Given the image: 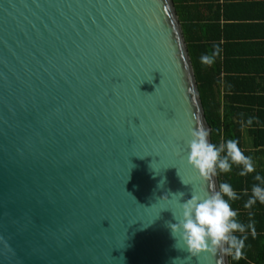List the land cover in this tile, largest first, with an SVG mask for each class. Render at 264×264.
<instances>
[{
    "label": "water",
    "instance_id": "obj_1",
    "mask_svg": "<svg viewBox=\"0 0 264 264\" xmlns=\"http://www.w3.org/2000/svg\"><path fill=\"white\" fill-rule=\"evenodd\" d=\"M200 125L172 0H0V264H229L168 227Z\"/></svg>",
    "mask_w": 264,
    "mask_h": 264
},
{
    "label": "crops",
    "instance_id": "obj_2",
    "mask_svg": "<svg viewBox=\"0 0 264 264\" xmlns=\"http://www.w3.org/2000/svg\"><path fill=\"white\" fill-rule=\"evenodd\" d=\"M173 1V0H172ZM190 37L208 53L219 47V98L231 139L251 156L255 173L233 179L238 203L247 200L253 177H264V0H174ZM173 2V4H174ZM252 119L251 125L247 123ZM255 206L264 207L259 202ZM248 214L251 209H242Z\"/></svg>",
    "mask_w": 264,
    "mask_h": 264
},
{
    "label": "clouds",
    "instance_id": "obj_3",
    "mask_svg": "<svg viewBox=\"0 0 264 264\" xmlns=\"http://www.w3.org/2000/svg\"><path fill=\"white\" fill-rule=\"evenodd\" d=\"M219 54L217 46L201 57V63L210 66ZM252 122L251 118L247 121L249 125ZM187 152L188 164L209 185L210 190H205L202 194L192 190L190 199L180 201L181 215L177 217L172 212L176 223L168 224L171 234L177 245L182 244V249H186L192 256L202 253L214 256L220 254L238 261L244 256L249 231L253 237L256 235L254 221L249 219L248 223H244L238 211L233 209L232 203L240 197L230 183H219L217 190L213 178L218 173L231 172L233 166L240 169L238 174L241 177L255 173L253 158L245 155L236 139H228L219 144L210 142L209 131L203 125L190 129ZM253 179L257 183L252 185L250 194L244 192L248 197L243 205L245 209H252L257 202L264 205V177L256 174ZM178 194L181 198L184 196V193ZM166 197L168 196L163 198Z\"/></svg>",
    "mask_w": 264,
    "mask_h": 264
},
{
    "label": "trees",
    "instance_id": "obj_4",
    "mask_svg": "<svg viewBox=\"0 0 264 264\" xmlns=\"http://www.w3.org/2000/svg\"><path fill=\"white\" fill-rule=\"evenodd\" d=\"M175 10L191 60L205 121L210 128V142L216 144L225 142L226 140L231 139V136L224 116L222 115L221 100L218 96L219 68L217 60H215L210 66L201 63V57L208 54V51L202 40H196L189 36L190 32L186 22L182 21V17L177 7H175ZM238 170V167L233 166L232 171L229 173H218V184L221 182L230 183L233 190L236 191V193H239L238 188H240V185L236 183V181H233L234 178L239 177L237 174ZM232 207L234 210L238 211L239 217L244 223H248L249 219L254 221L256 235L253 237L249 231L245 242L243 258L237 261L229 256V264H264V207L254 206L251 209V217H249V213L240 214L243 213L241 210L244 209L242 201H240V203H238V201L233 202Z\"/></svg>",
    "mask_w": 264,
    "mask_h": 264
}]
</instances>
